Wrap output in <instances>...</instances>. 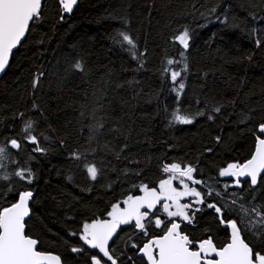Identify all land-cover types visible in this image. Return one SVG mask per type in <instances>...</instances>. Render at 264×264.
I'll list each match as a JSON object with an SVG mask.
<instances>
[{"label": "trees", "instance_id": "16d2710c", "mask_svg": "<svg viewBox=\"0 0 264 264\" xmlns=\"http://www.w3.org/2000/svg\"><path fill=\"white\" fill-rule=\"evenodd\" d=\"M61 15L58 0L44 2L41 20L30 26L0 79V145L21 143L19 151L9 148L0 172L27 166L34 173L30 184L16 177L0 181V206L33 191L26 228L41 251L57 253L64 264H92L99 254L80 239L83 225L105 217L115 202L140 193L143 185L159 188L171 175L163 166L173 162L194 166V177L221 193L206 202L230 204L236 193L249 209L264 206V183L253 189L241 182L243 187L225 193L223 186L233 180L219 176L228 164L252 156L264 123V0H80L70 16ZM185 27L191 36L188 71L177 97L164 69L168 59L180 58L173 37ZM119 32L134 39L135 57L129 45L116 43ZM77 62L83 71L75 69ZM177 108L192 123L175 122ZM28 120L34 125L30 134L46 151H33L37 145L24 139ZM92 164L95 180L85 167ZM195 207L200 211L191 223L182 222L181 231L194 241L211 236L217 246L228 242L230 230L218 214L204 204ZM231 207L225 220L240 224L241 212ZM156 208L153 215L167 220ZM144 222L147 236L135 221L121 226L110 247L117 264H147L131 245L142 246L163 228ZM241 233L264 254V241L243 227Z\"/></svg>", "mask_w": 264, "mask_h": 264}, {"label": "snow or ice", "instance_id": "6c2138e0", "mask_svg": "<svg viewBox=\"0 0 264 264\" xmlns=\"http://www.w3.org/2000/svg\"><path fill=\"white\" fill-rule=\"evenodd\" d=\"M61 5L62 13H71L73 6L77 0H58ZM44 0H0V74H3L9 66V61L13 50L21 45V41L30 31V26H34L39 22L43 15ZM215 12L213 8L211 10ZM63 19V15H61ZM120 37L116 41L118 44H127L130 46L129 51L135 57L136 43L134 39L125 32H119ZM191 36L187 27L179 31L173 37L181 46L179 59L172 58L166 61L167 67L164 69L165 74L170 78L173 84V90L176 91L177 97L185 88L184 74L188 71L186 58V50L189 48ZM256 45L259 47L262 43L261 39H256ZM178 67L173 68L172 65ZM142 66V65H141ZM75 69L83 71L80 62L74 65ZM43 73H38L33 79V88L39 85V81ZM36 107V105H33ZM220 108H215V112H220ZM203 115V113H198ZM24 114L20 113L19 118H23ZM212 119V116L208 117ZM193 117L187 114H181L179 108L173 113L175 122L189 124L192 123ZM31 120L24 122L22 131L25 133L24 139L37 145L33 151L44 152L46 149L39 147V141L36 135L30 134L33 128ZM260 135L256 136V145L254 154L246 162L231 163L219 170V176L232 177V184H225L223 190L227 193L230 187H243L240 177H248L247 181L250 188H255L258 183H264V123L258 127ZM219 141V137L216 138ZM9 148L19 151L21 143L17 139H10L7 145H0V169L5 167L3 161L8 157ZM211 151V149H208ZM75 159L80 156L77 153L72 154ZM86 171L90 178L95 180L98 174L97 167L86 165ZM164 173H170L166 179L159 181V191L156 187L149 188L147 185L142 186L143 195H129L124 201L126 208L121 209L119 204L112 206V210L108 213L111 219H95L91 223L83 225L80 239L84 244L93 249H98L100 255L91 257L92 264H106L103 257L107 258L111 264H117L118 257L114 258V254L109 248V241L112 240L114 234L121 224H129L135 221L134 227L138 228L145 236L148 235L147 227L144 221L154 224L156 227H162L163 233L159 236L149 238L142 246L133 243V248H138L143 253L149 264H264V254L246 241L241 234V228L245 232L251 234L264 241V206L253 205L251 209L244 204H240L239 200L243 196L233 193V199L217 206L216 203L206 202L207 198L213 195L220 196L221 193L207 185L205 181L196 179L193 173L196 168L190 164L182 165L173 162L165 164L162 168ZM13 177L19 178L26 183H32L34 173L31 167H18L12 173L0 172V181L10 182ZM178 181L183 190L180 191L173 186V181ZM193 185L189 187V183ZM195 185H201L204 191L198 190ZM9 183L8 191H11ZM33 191L26 190L18 194V200L9 206H0V264H61V258L50 252L40 251L37 248L38 240L31 235L26 234V217L30 215L29 201L33 199ZM193 197L186 203H181V198ZM161 201H165L161 204ZM160 205V211L166 213L168 219L162 220L159 215H153L157 211L156 206ZM206 205L217 213V219L222 224L230 227V238L226 243L217 246L212 237L209 236L201 241L190 239L189 235L181 231V223L187 221L191 223L199 207L195 205ZM231 206H237L242 214L240 224L237 219L224 218V212L231 211ZM172 207L175 210H170ZM141 209H145L141 211ZM191 213V215L189 214ZM151 216V220L149 217ZM179 217L180 221L172 219ZM239 219V217H238ZM76 235V233H72ZM72 252L83 251L82 248L72 247Z\"/></svg>", "mask_w": 264, "mask_h": 264}, {"label": "water", "instance_id": "95a60500", "mask_svg": "<svg viewBox=\"0 0 264 264\" xmlns=\"http://www.w3.org/2000/svg\"><path fill=\"white\" fill-rule=\"evenodd\" d=\"M46 0H44V2H45ZM79 1L80 0H77V3H76V5H74L73 6V10H72V12L71 13H63V15H68V16H70L73 12H74V10L77 8V6H78V4H79ZM26 36H27V34H26ZM26 38V37H25ZM25 38L21 41V44L24 42V40H25ZM21 45H19L16 49H14L13 50V53L20 47ZM13 53H12V56H13ZM12 56H11V58H10V61H9V65H10V62H11V59H12ZM9 67V66H8ZM8 67L6 68V70H5V72L3 73V74H0V79L3 77V75L6 73V71H7V69H8ZM254 154V153H253ZM252 154V155H253ZM251 158V157H250ZM249 158V159H250ZM246 162V161H245ZM244 163V162H243ZM264 174H262V176H263ZM229 178H231L232 180H233V178L232 177H229ZM240 180H241V182H246V181H248L249 180V178L248 177H240ZM259 185V183L257 184V186ZM257 186H255V188L257 187ZM149 187V186H148ZM149 188H153V187H149ZM157 188V187H156ZM142 189V188H141ZM160 189L159 188H157V191H159ZM144 193H143V191L142 190H140V193H138V194H135V195H132V196H141V195H143ZM127 199V197H125V198H123V199H121L120 201H118V202H115L113 205H115V204H119L120 205V208L121 209H123V208H126L127 207V205L126 204H124V201ZM18 200V199H17ZM32 201H33V199L31 200V201H29V208H30V215H29V217H26V221L31 217V203H32ZM165 201H161V203H164ZM112 205V206H113ZM159 205V204H158ZM112 206H111V209L109 210V212L112 210ZM145 209H141V211H144ZM108 212V213H109ZM97 219H111V217L110 216H108V214H106L105 215V217H103V218H101V217H99V218H97ZM92 222V221H91ZM90 222V223H91ZM134 221H132L131 223H129V224H127V225H125V224H121L120 225V227L117 229V231H116V233L114 234V236H113V238H112V240H110L109 241V248L111 247V244H112V242L114 241V239L116 238V236L119 234V232H120V229H121V226H129V225H131L132 223H133ZM224 226L226 227V228H228L229 230H230V227L228 226V225H226V224H224ZM181 228H182V225H181ZM231 231V230H230ZM26 234H27V228H26ZM242 234V233H241ZM34 238V237H33ZM36 239V238H35ZM245 239V238H244ZM39 242V241H38ZM84 243V242H83ZM88 249H90L91 251H94V252H97L101 257H102V253H99V250L98 249H93V248H91L90 246H88V245H86V244H84ZM37 248H38V250H40L39 249V243H38V245H37ZM41 251V250H40ZM44 252H46V251H44ZM50 253H52V254H54V255H58L57 253H54V252H50ZM141 258H144L145 259V261L147 262V264H149V262L147 261V259H146V257H144V255H143V253H141V252H139V254H138ZM58 256H60V255H58ZM60 258H61V256H60ZM115 258V257H114ZM103 260L106 262V264H111V262H108L107 261V258L106 257H103ZM61 264H64V262H63V260H62V258H61Z\"/></svg>", "mask_w": 264, "mask_h": 264}, {"label": "flooded vegetation", "instance_id": "af4514ba", "mask_svg": "<svg viewBox=\"0 0 264 264\" xmlns=\"http://www.w3.org/2000/svg\"><path fill=\"white\" fill-rule=\"evenodd\" d=\"M173 186L174 187H176L178 190H180V191H182L183 190V188L181 187H177V186H175V183L173 182ZM194 198L193 197H183V198H181V203H186V202H188V201H190V200H193ZM162 204V203H161ZM177 221H180V220H178V219H176ZM181 225H182V223H181ZM182 229V228H181Z\"/></svg>", "mask_w": 264, "mask_h": 264}, {"label": "rangeland", "instance_id": "374dc122", "mask_svg": "<svg viewBox=\"0 0 264 264\" xmlns=\"http://www.w3.org/2000/svg\"><path fill=\"white\" fill-rule=\"evenodd\" d=\"M170 210H175L174 207H172ZM178 217H173L174 220H176Z\"/></svg>", "mask_w": 264, "mask_h": 264}]
</instances>
